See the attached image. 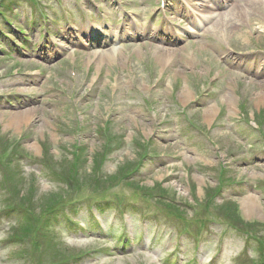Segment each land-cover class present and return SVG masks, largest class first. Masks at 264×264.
Here are the masks:
<instances>
[{
	"label": "rangeland",
	"instance_id": "rangeland-1",
	"mask_svg": "<svg viewBox=\"0 0 264 264\" xmlns=\"http://www.w3.org/2000/svg\"><path fill=\"white\" fill-rule=\"evenodd\" d=\"M17 1L22 9L13 5L9 9L14 11L7 10L6 16L13 25L21 22L25 26L21 13L33 11L28 0ZM95 1L112 18L105 23L109 33H116L117 27L122 25L126 30L131 28L123 20L114 24L113 20L120 16L111 10L114 2ZM190 1L196 2L192 3L199 10L204 9V3L210 5L209 0H165L169 12L167 27L159 11L154 12L157 0H120L124 4L122 7L139 13L141 30L134 27L136 30L131 34L122 35L117 42L120 51L114 56L97 53V47L87 42H98L99 36L83 34L87 25L99 28L100 19L92 4L89 24L87 17L79 19L74 14L71 21L76 24L78 20L76 27L69 28L65 23L61 27L53 25L55 32L46 34V45L50 46V41L58 51L50 52L49 59H36L35 55L19 57L17 53H14L16 58H7L4 52L9 51V39L17 41L21 36L12 31L11 26H3L0 22L8 36L0 35V50L4 51L0 54V94L36 95L22 106L15 102L7 105L5 99L0 98V141L4 145L5 142L15 144L36 158V163L22 161L24 169H21L5 151L0 152V211L10 205L18 208L28 203L24 207L27 216L22 210L18 214L13 212L6 222L0 223V264H162L160 258L164 255L167 260V251L174 249L176 233L169 235L170 227L160 217L146 223L149 235L157 231L156 242L147 251L139 243L134 250L106 249L107 244H116L111 237H117L124 224L128 236L138 231L140 216L129 210L132 209L130 204L141 209L150 204L149 209L154 212L156 193H166L170 201L179 203L184 210V220L200 219L202 223V219L215 221L216 215L230 214L221 221L237 227L243 219L259 226L257 238L260 242L257 238L250 239L256 242L243 254L244 237L226 228L223 222H211L203 234L207 233L205 248H198V252L205 250L198 264L215 252L220 234L223 236L218 245L222 252L218 264H239V261L263 264L264 246L260 243L264 244V68L261 69L264 63V4L262 0H234L227 12L204 22L203 31H199V27L197 32L192 21L185 20L186 13L180 8ZM168 28L175 33L166 39L163 32ZM187 29L197 34L185 32ZM37 33L35 25L26 31L30 44L43 42ZM68 34L71 39L67 38ZM226 42H231L238 51L252 53L246 60L247 65L234 64L241 58L225 52ZM16 71H24L39 82L32 86L21 76L10 78L9 73ZM209 74L217 77V82L210 85L208 97L198 96L200 99L191 104L196 94L204 90L205 77ZM159 76L161 82L152 88L154 79ZM89 88L93 91L87 94ZM229 93L233 103L224 99ZM240 100L245 101V111L240 107ZM187 106L191 107L187 117L200 131L186 124ZM209 107H214L210 115L207 113ZM23 113L26 114L16 117L18 120L9 121L13 115ZM221 119L227 122V127L208 133L211 124ZM104 121L109 125L106 131L111 134L108 136L122 134L125 144L118 141L120 146L115 147L119 149L88 158L105 138L98 128L95 129ZM76 122L82 125L77 133L74 132ZM76 141L78 146L83 145L85 161L71 170ZM147 142L149 153L166 157L152 156L143 161L140 173L133 178L140 189L126 182L110 184L106 181L110 175L115 181L119 179L120 173L131 166L129 161L138 163L133 158L139 146ZM95 160L97 164L94 165ZM86 172L95 173L97 179H85L81 184L80 175ZM158 183L164 192L153 189ZM220 183L222 189L214 198L216 204L212 209L211 205L207 206L204 195ZM60 187L64 188L61 202L68 199L66 197L80 202L88 198L95 214L101 210L95 204L101 205L105 199L113 204L123 201L128 209L122 214L114 208L102 211L107 216L108 230L102 236H98L95 229L88 230L87 235L79 230L75 232L72 225L63 232L62 226L56 224L58 230L53 232V226L41 224L39 208L31 211L29 203L35 196L58 192ZM149 188L150 199L146 198ZM249 195L253 205L245 201ZM85 204H79L77 215L72 213L73 207H66L65 212L70 211L73 217H79L80 213L81 216L90 214ZM235 215L240 218H232ZM180 240L184 243L182 254L189 249L184 256L189 260L196 251L185 234ZM87 251L90 252L87 256L67 258ZM249 257L253 258L252 263L247 261Z\"/></svg>",
	"mask_w": 264,
	"mask_h": 264
},
{
	"label": "bare ground",
	"instance_id": "bare-ground-1",
	"mask_svg": "<svg viewBox=\"0 0 264 264\" xmlns=\"http://www.w3.org/2000/svg\"><path fill=\"white\" fill-rule=\"evenodd\" d=\"M104 51V50H103ZM103 51H100V52H98V53H102ZM120 51V49L118 48V47H116V46H114V45H112L111 46V48H109V49H107V50H105L104 52H103V55H108V56H110V55H115L116 53H118ZM172 53H173V51H171ZM186 97V99L189 97L188 96V94H186L185 95ZM224 99L227 101V102H229V103H233V97H232V95L229 93L228 95H225L224 96ZM187 100H189V98L187 99ZM207 113H208V115H210V114H212V113H214V107H209L208 109H207ZM24 114H26V113H23V114H20V115H13L14 117H12L11 119H9V121L10 122H13V121H15V120H18V119H16V117H21V116H23ZM248 200V204H250V205H253V202H250V200H252V196L251 195H249L248 197H246L245 198V201H247Z\"/></svg>",
	"mask_w": 264,
	"mask_h": 264
}]
</instances>
